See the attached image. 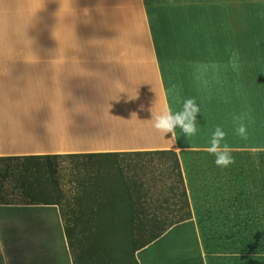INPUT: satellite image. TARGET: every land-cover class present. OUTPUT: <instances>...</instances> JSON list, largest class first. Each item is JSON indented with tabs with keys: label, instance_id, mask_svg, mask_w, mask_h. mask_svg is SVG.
<instances>
[{
	"label": "crops",
	"instance_id": "1",
	"mask_svg": "<svg viewBox=\"0 0 264 264\" xmlns=\"http://www.w3.org/2000/svg\"><path fill=\"white\" fill-rule=\"evenodd\" d=\"M77 2L0 0V156L174 150L193 216L138 250L139 264H263L264 46L155 40L264 37V0H138L153 39L150 56L106 65L77 56L90 51L58 48L51 80L40 79L39 34L86 28L63 8ZM236 23L244 33H232ZM157 97L160 108L195 97L203 113L198 135L172 139L154 129L149 109ZM234 117L242 118L246 138L236 134ZM216 126L235 160L226 169L207 151ZM237 165L245 177L234 174ZM0 264H74L59 207L0 204Z\"/></svg>",
	"mask_w": 264,
	"mask_h": 264
},
{
	"label": "trees",
	"instance_id": "2",
	"mask_svg": "<svg viewBox=\"0 0 264 264\" xmlns=\"http://www.w3.org/2000/svg\"><path fill=\"white\" fill-rule=\"evenodd\" d=\"M0 204L57 205L74 264H139L193 216L170 149L0 156Z\"/></svg>",
	"mask_w": 264,
	"mask_h": 264
},
{
	"label": "rangeland",
	"instance_id": "3",
	"mask_svg": "<svg viewBox=\"0 0 264 264\" xmlns=\"http://www.w3.org/2000/svg\"><path fill=\"white\" fill-rule=\"evenodd\" d=\"M77 4L67 7L74 14L77 21L85 23L75 27L72 32L51 31L45 33L50 36H43L39 31V78L50 81L54 73L53 62L58 54V48H73L74 50H86L77 56L93 59L96 62L109 65L119 59L127 60L128 57L137 56L143 58L149 55V48L153 45V39L148 35L142 6L138 0H122V4L112 5L99 4L102 0H76ZM41 9V7H39ZM53 9V7H46ZM114 12H112V11ZM111 14H110V13ZM56 13L53 12V16ZM43 13L39 10V19L43 18ZM58 20V19H56ZM118 26V29L115 27ZM232 33H244L245 24L236 23ZM39 27L43 25L39 24ZM43 29H53L44 27ZM40 30V28H39ZM209 33V32H205ZM220 33H228L220 31ZM124 35V36H122ZM156 44L167 45H203V46H233L252 45L264 46V37H244V36H208V37H187L156 39ZM119 51V53H117ZM122 51V52H121ZM124 51V52H123ZM127 51H139L135 54H128ZM69 55V51L67 52ZM66 55V56H67ZM63 56V55H61ZM150 56V55H149ZM51 87V85H48ZM235 175L245 177L248 170L241 165H237ZM223 250L222 247H219ZM252 250H256L253 243ZM263 263L264 264V257Z\"/></svg>",
	"mask_w": 264,
	"mask_h": 264
},
{
	"label": "clouds",
	"instance_id": "4",
	"mask_svg": "<svg viewBox=\"0 0 264 264\" xmlns=\"http://www.w3.org/2000/svg\"><path fill=\"white\" fill-rule=\"evenodd\" d=\"M128 98L132 100L137 97L128 95ZM160 102V98L157 97L156 103L149 109L151 119L154 120V129L164 135L171 133L172 139L184 136L191 141L198 135L201 128L197 116L202 113V106L195 97L184 99L179 107L166 105L160 108ZM140 107L143 109L144 106ZM233 119L236 121V134L246 138V127L242 118L234 117ZM225 137L226 132L220 126H216L208 140L207 151L214 156L213 162L217 167L226 169L234 164L235 160L231 155L229 145L225 142Z\"/></svg>",
	"mask_w": 264,
	"mask_h": 264
}]
</instances>
